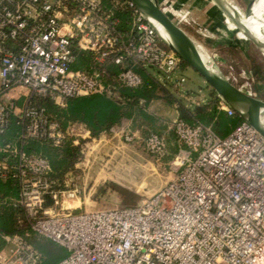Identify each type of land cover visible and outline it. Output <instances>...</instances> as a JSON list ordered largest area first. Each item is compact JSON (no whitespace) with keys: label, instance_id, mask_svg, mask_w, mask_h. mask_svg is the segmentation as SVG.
Masks as SVG:
<instances>
[{"label":"built area","instance_id":"1","mask_svg":"<svg viewBox=\"0 0 264 264\" xmlns=\"http://www.w3.org/2000/svg\"><path fill=\"white\" fill-rule=\"evenodd\" d=\"M80 58L87 68H74ZM179 69V57L132 0H0V134L12 119L19 127L16 141L0 146L6 154L0 178L17 183L14 205L29 230L66 250L57 264H264V137L244 120L220 136L211 125L187 123L174 108L168 121L178 145L174 176L152 196L118 208L65 205L77 187L54 178L46 157L23 150L26 139L57 146L68 134L42 99L59 107L70 97L119 99L120 88L138 87L145 73L192 103ZM226 71L246 94L264 99L245 71L235 73L232 65ZM215 99L217 109L236 114ZM120 132L126 142L135 137ZM143 145L154 154L167 150L162 133H148ZM3 237L0 264L39 262L20 236Z\"/></svg>","mask_w":264,"mask_h":264},{"label":"rangeland","instance_id":"2","mask_svg":"<svg viewBox=\"0 0 264 264\" xmlns=\"http://www.w3.org/2000/svg\"><path fill=\"white\" fill-rule=\"evenodd\" d=\"M231 1L241 17L243 13L246 14L248 5L255 0ZM160 4L168 8L174 14L173 17H181L178 24L204 47L206 53L213 55L224 69L227 70L232 65L235 73L245 71L246 75L251 76L254 86L264 96V58L255 44L227 18L224 17L227 23L224 22L223 27L218 26L216 21L210 26L213 19L209 18V12L204 7L212 5L209 0H161ZM220 34L221 38H217ZM149 72L154 74L152 69ZM184 75L186 87L193 85V77L203 79L188 65ZM165 89L181 98L179 92L171 86L167 85ZM195 97L192 96L194 100ZM160 103L166 109V114L170 115L159 117L168 122L174 117L175 109L163 100ZM151 107L155 110L156 106L152 104ZM168 132L167 129L161 132L167 138V154L149 152L137 140L138 134H135L133 140L126 142L122 133L117 130L85 140L81 143L75 169L62 179L68 180L70 186L79 190L77 197L66 201L65 205L77 204L73 208L78 211L118 208L138 204L142 198L158 192L175 174V136Z\"/></svg>","mask_w":264,"mask_h":264},{"label":"trees","instance_id":"3","mask_svg":"<svg viewBox=\"0 0 264 264\" xmlns=\"http://www.w3.org/2000/svg\"><path fill=\"white\" fill-rule=\"evenodd\" d=\"M83 56H88L83 53ZM87 59L80 58L74 68H87ZM186 64L180 60V66ZM142 83L134 88H120V98L114 99L100 94L70 97L64 107L42 99L40 104L45 108L50 118L59 122L61 128L67 131L64 141L57 146L36 140H24L23 150L30 154H39L46 157L52 167V176L58 181L72 171L80 154L81 143L90 138H98L101 134L117 131H127L138 134L137 140L143 143V138L150 132L160 133L168 129V122L148 111V104L154 99H164L177 110L179 118L193 124L200 121L211 125L220 136L228 134L239 122L235 114L228 116L225 111L216 108L217 100H210L203 105H195L193 109L185 108L181 98L166 91L159 82L141 73ZM169 121V120H168ZM83 129L88 130L87 137H82ZM19 127L12 119L9 127L0 134V146L5 142H15ZM174 135V133L172 134ZM77 140V142H74ZM167 143V138H166ZM175 149L178 145L175 139ZM167 154V152H166ZM6 154L0 151V159ZM11 159V158H9ZM10 161V160H9ZM17 183L12 178H0V251L6 246L3 236H20L40 254L37 264H57L66 255V250L49 239L32 233L23 215L20 206L14 205L17 196ZM75 211H78L75 209Z\"/></svg>","mask_w":264,"mask_h":264},{"label":"water","instance_id":"4","mask_svg":"<svg viewBox=\"0 0 264 264\" xmlns=\"http://www.w3.org/2000/svg\"><path fill=\"white\" fill-rule=\"evenodd\" d=\"M222 14L235 23L239 29L240 17L232 14L223 0H210ZM145 19L154 28L158 38L170 48L179 59L190 66L214 90L236 115L251 124L264 137V99L246 94L228 75L219 61L204 50L178 23L163 11L157 0H132ZM254 1L248 5L246 16L249 15ZM152 19L169 35L170 41L164 39L158 32ZM258 48L260 44L247 36ZM199 49L205 53V59L200 56Z\"/></svg>","mask_w":264,"mask_h":264},{"label":"crops","instance_id":"5","mask_svg":"<svg viewBox=\"0 0 264 264\" xmlns=\"http://www.w3.org/2000/svg\"><path fill=\"white\" fill-rule=\"evenodd\" d=\"M158 3L160 4L161 3V0H157ZM210 1V0H209ZM227 2L228 5L232 6L233 8H236V5L233 3V1L231 0H225ZM211 2V1H210ZM211 6L210 5H205V9L209 12V18L213 19V21H211L212 23H210L211 27L213 24L214 21H216V23H218L217 25L219 26H224V22L227 23L226 21V17L222 14V12L211 2ZM237 11V8L235 9ZM218 12V13H217ZM225 17V18H224ZM241 17H243V15H241ZM228 19V18H227ZM225 20V21H224ZM230 20V19H228ZM210 21V20H209ZM231 21V20H230ZM232 22V21H231ZM234 24V26L236 27L235 23L232 22ZM240 33L241 31L238 30ZM217 38H221V34L218 35ZM220 40V39H218ZM216 40V41H218ZM225 40V38L223 39ZM221 42V41H220ZM228 44V43H226ZM186 66H180V69L177 71L176 75L178 76H184V71L186 69ZM192 76V75H191ZM200 76V75H199ZM193 77V76H192ZM186 79V77H185ZM192 81H193V85L192 86H187L186 87V81L184 82V85H183V90L186 91V93H188L190 96H196L195 97V100L194 103L192 102H186L185 99L181 98V102L182 104L184 105L185 108H189V109H193V107L195 105H203V104H206L208 103L210 100H213L216 98V93L214 92V90L205 82L204 79L202 80H199L197 77H193L192 78ZM163 100L165 101L167 104L169 105H172L170 103H168L166 100L164 99H154L152 100L147 108H148V111L156 116H160V117H163V116H168L170 114H166V109H164V107L161 105L160 101ZM198 100V101H197ZM158 103V104H157ZM155 105L156 107H154L155 110H153V108L151 107V105ZM157 104V105H156ZM169 133V132H168Z\"/></svg>","mask_w":264,"mask_h":264},{"label":"bare ground","instance_id":"6","mask_svg":"<svg viewBox=\"0 0 264 264\" xmlns=\"http://www.w3.org/2000/svg\"><path fill=\"white\" fill-rule=\"evenodd\" d=\"M223 2L225 6L228 8V10L230 11V13H232L233 15L238 14L237 11L234 10L232 6L228 5L225 0H223ZM263 11H264V0H255L251 7V12L248 16H246L244 13H243V17H240L239 14L238 16L240 17V23H241L239 26V30L243 32L246 35V37L250 35L252 38L257 40V42L260 44V47H258V50L261 53L262 57L264 58ZM152 21L154 25L156 26V28L158 29L159 34L167 41H170V38L167 32L161 26H159L153 19ZM199 52H200L201 58L204 60L205 53L200 49H199ZM74 205L77 206V204H74ZM74 205L72 207H74Z\"/></svg>","mask_w":264,"mask_h":264}]
</instances>
